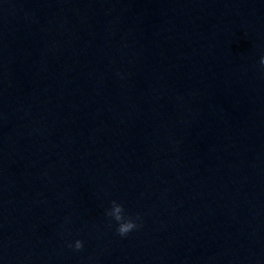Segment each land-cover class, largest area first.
<instances>
[{
	"label": "water",
	"instance_id": "water-1",
	"mask_svg": "<svg viewBox=\"0 0 264 264\" xmlns=\"http://www.w3.org/2000/svg\"><path fill=\"white\" fill-rule=\"evenodd\" d=\"M0 264H264V0H0Z\"/></svg>",
	"mask_w": 264,
	"mask_h": 264
},
{
	"label": "clouds",
	"instance_id": "clouds-1",
	"mask_svg": "<svg viewBox=\"0 0 264 264\" xmlns=\"http://www.w3.org/2000/svg\"><path fill=\"white\" fill-rule=\"evenodd\" d=\"M119 211H120L119 206H117L114 209V213H116V215L114 216V218L117 221V225H116L115 231H116V233L118 235H120L121 237H123L126 234H128L130 231H132L133 229L137 228L138 225L132 219H123V218H121L118 215ZM68 246L69 247H72L75 250H79L82 247V244H81V241L77 239V240L73 241Z\"/></svg>",
	"mask_w": 264,
	"mask_h": 264
}]
</instances>
